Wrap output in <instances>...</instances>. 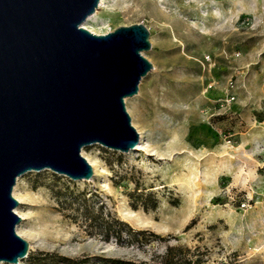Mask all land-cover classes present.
Listing matches in <instances>:
<instances>
[{
  "label": "rangeland",
  "instance_id": "obj_1",
  "mask_svg": "<svg viewBox=\"0 0 264 264\" xmlns=\"http://www.w3.org/2000/svg\"><path fill=\"white\" fill-rule=\"evenodd\" d=\"M234 1L103 0L87 24L95 35L134 24L149 32L143 56L152 69L125 100L147 150L84 148L89 181L50 170L17 178L12 196L22 198L17 227L29 253L141 260L164 250L157 241L140 250L100 240L76 210L84 192L91 207L101 202L135 230L196 249L204 264H264V0ZM136 188L155 195V211L130 208Z\"/></svg>",
  "mask_w": 264,
  "mask_h": 264
},
{
  "label": "water",
  "instance_id": "obj_2",
  "mask_svg": "<svg viewBox=\"0 0 264 264\" xmlns=\"http://www.w3.org/2000/svg\"><path fill=\"white\" fill-rule=\"evenodd\" d=\"M99 0H0V263L19 264L17 178L50 170L89 181L81 155L100 145L134 151L139 135L124 99L152 69L149 32L134 24L94 35L82 24Z\"/></svg>",
  "mask_w": 264,
  "mask_h": 264
},
{
  "label": "trees",
  "instance_id": "obj_3",
  "mask_svg": "<svg viewBox=\"0 0 264 264\" xmlns=\"http://www.w3.org/2000/svg\"><path fill=\"white\" fill-rule=\"evenodd\" d=\"M137 187V185H136ZM139 188L126 196L129 206L133 211L141 209L143 212L155 211L158 208V200L153 194L138 192ZM67 192V190H66ZM75 197L78 208L81 211L82 221L85 229L93 231L105 243L114 242L118 246H136L142 250L144 246L150 245L152 241L165 243L161 253L153 252L146 259H126L120 257H107L103 255H83L70 258L55 252L36 251L29 253L25 260L26 264H204V258L196 251L187 246L169 245V243L148 230H135L126 222L112 214L103 203L95 207L88 205V198L84 192ZM61 198V196L59 197ZM81 206V208H79ZM173 206H177L173 204ZM194 225V220L188 224L184 231H188ZM176 240V239H174Z\"/></svg>",
  "mask_w": 264,
  "mask_h": 264
},
{
  "label": "bare ground",
  "instance_id": "obj_4",
  "mask_svg": "<svg viewBox=\"0 0 264 264\" xmlns=\"http://www.w3.org/2000/svg\"><path fill=\"white\" fill-rule=\"evenodd\" d=\"M139 2V1H138ZM233 6H235L236 5V1H234L233 0ZM258 4H259V2H258ZM206 5H208V3L206 2ZM102 6H103V0H99V3H98V7L96 8V10L94 11V13L91 15V16H89L87 19H86V21L82 24V28H84V29H86V30H88L90 33H92V34H94L95 35V33L94 32H92V31H90L88 28H87V24H89L90 22H94V19H95V17H96V15L98 14V10H100L101 8H102ZM258 7H259V5H258ZM106 34H108V33H106ZM106 34H104V35H106ZM150 47H151V45H150ZM146 51H144V52H142L141 53V55L143 56V53H145ZM148 52V51H147ZM144 57V56H143ZM145 58V57H144ZM146 59V58H145ZM152 66V65H151ZM146 77V76H145ZM145 77H143V78H145ZM143 78H141L140 79V81H139V83H138V86H139V84H140V82H141V80L143 79ZM133 97V96H132ZM128 98H131V97H127V98H125L124 99V103H125V100L126 99H128ZM127 111V110H126ZM129 115V114H128ZM130 117V116H129ZM131 120V119H130ZM131 126H132V123H131ZM133 127V126H132ZM134 128V127H133ZM135 129V128H134ZM137 132V131H136ZM138 133V132H137ZM139 135V134H138ZM142 144V143H141ZM140 143L136 146V148H135V150H147L146 149V147H144V146H142ZM134 150V151H135ZM81 155L84 157V155H83V150H82V152H81ZM86 160H87V162L90 164V166L93 168L94 167V165H93V163L92 162H90L86 157H84ZM218 173V170H215L214 172H213V174H211V180H208L207 179V184H211L212 183V181H214L215 180V177H216V174ZM209 177H210V175H209ZM205 178H207V177H205ZM16 184V183H15ZM13 188H14V186H13ZM207 188V187H206ZM13 190V189H12ZM213 197V192H211V191H208L207 192V194H206V198L208 199V200H210L211 198ZM13 198L18 202V204H20L21 203V201H22V198H17L15 195H14V193H13ZM14 213L17 215V216H19L20 217V219L22 220L23 219V217H22V215H20L19 214V212L17 211V209L15 208L14 209ZM126 216V217H131V218H133V217H135V212H124L123 213V216ZM183 216H185V217H187V215H188V213H185L184 212V214H182ZM184 218V217H183ZM19 230V227H16V233L20 236V237H22V234L18 231ZM24 233V232H23ZM23 238V237H22Z\"/></svg>",
  "mask_w": 264,
  "mask_h": 264
},
{
  "label": "built area",
  "instance_id": "obj_5",
  "mask_svg": "<svg viewBox=\"0 0 264 264\" xmlns=\"http://www.w3.org/2000/svg\"><path fill=\"white\" fill-rule=\"evenodd\" d=\"M245 207V204L244 203H240L238 208H244Z\"/></svg>",
  "mask_w": 264,
  "mask_h": 264
}]
</instances>
